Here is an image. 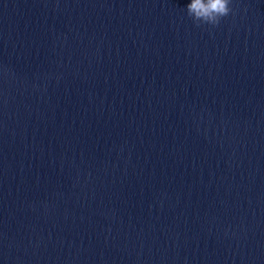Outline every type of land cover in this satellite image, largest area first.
Masks as SVG:
<instances>
[{
    "label": "water",
    "instance_id": "1",
    "mask_svg": "<svg viewBox=\"0 0 264 264\" xmlns=\"http://www.w3.org/2000/svg\"><path fill=\"white\" fill-rule=\"evenodd\" d=\"M0 0V264H264V0Z\"/></svg>",
    "mask_w": 264,
    "mask_h": 264
},
{
    "label": "clouds",
    "instance_id": "2",
    "mask_svg": "<svg viewBox=\"0 0 264 264\" xmlns=\"http://www.w3.org/2000/svg\"><path fill=\"white\" fill-rule=\"evenodd\" d=\"M232 0H191L186 13L196 27H218L230 14L234 15Z\"/></svg>",
    "mask_w": 264,
    "mask_h": 264
}]
</instances>
